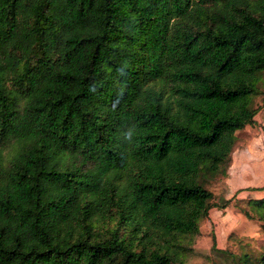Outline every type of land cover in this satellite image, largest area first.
Returning <instances> with one entry per match:
<instances>
[{
	"label": "trees",
	"instance_id": "trees-1",
	"mask_svg": "<svg viewBox=\"0 0 264 264\" xmlns=\"http://www.w3.org/2000/svg\"><path fill=\"white\" fill-rule=\"evenodd\" d=\"M263 73L264 0H0V264L181 262Z\"/></svg>",
	"mask_w": 264,
	"mask_h": 264
},
{
	"label": "rangeland",
	"instance_id": "rangeland-1",
	"mask_svg": "<svg viewBox=\"0 0 264 264\" xmlns=\"http://www.w3.org/2000/svg\"><path fill=\"white\" fill-rule=\"evenodd\" d=\"M255 107V122L236 132L228 175L208 185L214 201L224 207L210 211L189 252L176 264H243L245 251L253 259L256 245H264L262 223L244 214L250 198H264V92L256 97Z\"/></svg>",
	"mask_w": 264,
	"mask_h": 264
}]
</instances>
